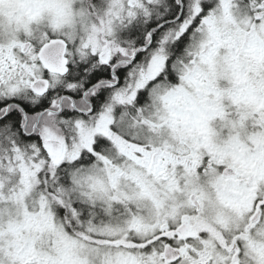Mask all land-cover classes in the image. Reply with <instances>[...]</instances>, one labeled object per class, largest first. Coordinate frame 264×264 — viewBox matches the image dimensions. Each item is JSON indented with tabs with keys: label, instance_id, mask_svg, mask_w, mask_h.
Returning <instances> with one entry per match:
<instances>
[{
	"label": "snow or ice",
	"instance_id": "6c2138e0",
	"mask_svg": "<svg viewBox=\"0 0 264 264\" xmlns=\"http://www.w3.org/2000/svg\"><path fill=\"white\" fill-rule=\"evenodd\" d=\"M0 264H264V0H0Z\"/></svg>",
	"mask_w": 264,
	"mask_h": 264
}]
</instances>
